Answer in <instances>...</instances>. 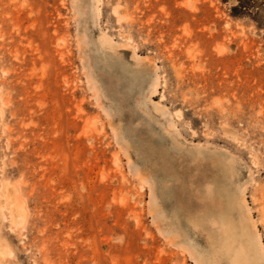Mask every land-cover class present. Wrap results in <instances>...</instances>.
<instances>
[{"label": "rangeland", "instance_id": "1", "mask_svg": "<svg viewBox=\"0 0 264 264\" xmlns=\"http://www.w3.org/2000/svg\"><path fill=\"white\" fill-rule=\"evenodd\" d=\"M71 2L0 0V264H193L148 212L165 153L166 176H149L171 225L203 213L195 168L224 153L264 245V0L243 17L236 0H102L96 26ZM208 237L191 228L197 247Z\"/></svg>", "mask_w": 264, "mask_h": 264}, {"label": "bare ground", "instance_id": "2", "mask_svg": "<svg viewBox=\"0 0 264 264\" xmlns=\"http://www.w3.org/2000/svg\"><path fill=\"white\" fill-rule=\"evenodd\" d=\"M182 5L188 7L187 2ZM101 6L102 0H72L71 2L73 14L84 25L91 22L92 25L96 26L101 16ZM189 8L190 10L193 9L192 6ZM112 16L116 18L117 22L125 21V18L121 16L117 8L112 10ZM100 40L102 41H98L102 45L112 46L107 37L102 36ZM77 44L80 55L84 57L87 44L85 37L78 35ZM84 67L86 68L85 63ZM88 83L93 90L97 102H99L97 88L89 78ZM156 86L157 78L154 74L150 89L152 90ZM162 100L163 96L160 97V102ZM147 102L146 97L144 99L145 106ZM149 105L152 106L155 112H160L167 119L166 112L157 104ZM166 123L170 126L169 121ZM115 139L119 148L126 151L125 140L122 136L118 134ZM155 149L156 151L165 153L163 146L155 147ZM173 154L175 155L174 151ZM165 155L166 158L164 157L161 168L156 167L155 164L151 165L150 176H152V173L154 175L158 173L160 175L163 174L162 176L164 177L165 174L160 170L164 169L163 166H165L167 161H170L169 154L165 153ZM197 155L203 156L201 152H198ZM189 157L195 156L189 154ZM206 157L210 166L208 163H205L195 168L198 175L205 179L204 183L209 182V184L204 186L206 200H202L204 203L197 206V209L203 213H199V215L197 212L194 213L195 223L190 225L187 233L180 232L177 230L178 226L174 227L164 218L165 215L159 206L156 189L153 186L154 183L149 175L150 178L144 176L145 179H143L146 180L149 187L147 208L153 223L156 224L162 237L168 244L174 248H178L181 251V255L185 253L193 264H264V245L250 216L244 197L245 183L240 182L234 159L231 156H226L224 153L211 155L210 157L206 155ZM184 160H188V158L184 157ZM168 166L170 167V164ZM133 172L141 175V171L135 167ZM8 200H10V204L13 207L14 224L21 225L24 219L21 205L14 204L11 199ZM137 205H140V207L143 205L142 197L138 198ZM191 217L193 216L191 215ZM170 219L171 223L175 221L173 215ZM136 224H138L137 221ZM206 224H210L211 226L208 227ZM196 226L198 231L209 233V237L204 241L205 246L203 247H197L193 240L190 239L191 228H195ZM5 254V250L0 247V258L5 257Z\"/></svg>", "mask_w": 264, "mask_h": 264}, {"label": "trees", "instance_id": "3", "mask_svg": "<svg viewBox=\"0 0 264 264\" xmlns=\"http://www.w3.org/2000/svg\"><path fill=\"white\" fill-rule=\"evenodd\" d=\"M236 1H237V4L232 6L231 9H230V16L231 17H243V16H246L247 13H245V8L252 9V11L255 10V9L260 10V7H258V5L256 3H254V1H256V0H236ZM244 3L246 5H244Z\"/></svg>", "mask_w": 264, "mask_h": 264}]
</instances>
